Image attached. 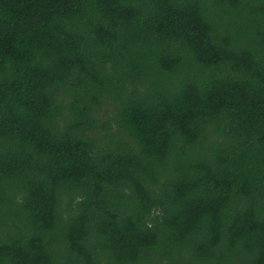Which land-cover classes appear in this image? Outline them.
<instances>
[{"label": "trees", "instance_id": "1", "mask_svg": "<svg viewBox=\"0 0 264 264\" xmlns=\"http://www.w3.org/2000/svg\"><path fill=\"white\" fill-rule=\"evenodd\" d=\"M0 264H264V0H0Z\"/></svg>", "mask_w": 264, "mask_h": 264}]
</instances>
